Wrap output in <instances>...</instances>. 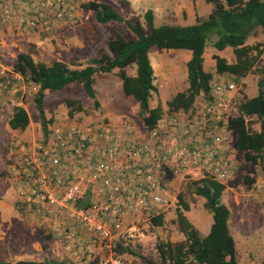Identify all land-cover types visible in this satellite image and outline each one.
Masks as SVG:
<instances>
[{
	"label": "built area",
	"instance_id": "obj_1",
	"mask_svg": "<svg viewBox=\"0 0 264 264\" xmlns=\"http://www.w3.org/2000/svg\"><path fill=\"white\" fill-rule=\"evenodd\" d=\"M78 1L0 0V27L57 29L75 17ZM237 90L213 78L210 101L161 116L150 130L126 118L47 125L32 143L12 138L5 172L19 207L54 238L61 262L124 264L121 246L139 243L161 213L167 174L196 170L221 183L234 175L226 111ZM257 187L264 192V178Z\"/></svg>",
	"mask_w": 264,
	"mask_h": 264
},
{
	"label": "rangeland",
	"instance_id": "obj_2",
	"mask_svg": "<svg viewBox=\"0 0 264 264\" xmlns=\"http://www.w3.org/2000/svg\"><path fill=\"white\" fill-rule=\"evenodd\" d=\"M87 1H101L106 4L109 2V0H79L75 17L59 21L56 23L57 29L50 27L43 31L33 30L23 33L16 32L9 25L10 33H20L18 37L21 45L8 50L6 45L1 47L0 44V261L33 260L55 264L62 260V254L54 238L36 229L31 217L19 207L14 186L15 181L10 179L5 172L6 147L12 138L32 143L42 136V125L32 100V93L36 87L33 85L28 87L22 77L14 71V64L17 54L21 53L19 48L25 46L26 53H30L35 61L51 63L53 60H62L72 68H81L92 57L99 56L100 47L106 44L109 34L118 32L125 39L134 36L124 21H110L106 24L97 22L92 10L81 7V4ZM112 1L111 3L114 4L115 9L124 20L138 18L146 26L143 16L130 15L125 0ZM176 1L178 2V0ZM191 1L195 5V0H188V2ZM199 1L201 2L198 7L199 11L201 8L207 10L208 13L212 11L211 3ZM182 14H175L173 10L170 15L168 10L166 16L160 17L161 19L155 17L153 22L155 26L162 24L190 25L199 20L196 16L187 15L186 11H182ZM5 30L7 31V27L2 29L0 27V42L6 38L5 35H1ZM27 34H36V39L27 37ZM215 39L216 36L211 35L205 47L204 70H212L213 66L208 60L210 52L227 58L228 62L234 61L232 47L227 46L224 50L218 51L212 46ZM257 42L261 44L263 52L256 67L249 74L240 79H235L227 74L214 75V78L220 77L225 81H232L238 87L237 92L232 96L229 109L226 111L229 118L238 116L237 106L240 102L257 94L261 80L264 92V69L260 70L262 67L264 68V29H260L256 35L247 39L249 44ZM173 51L180 52L181 50ZM153 53L156 56L162 55L168 60L164 62V59H160L164 62H161L160 67L153 62L155 70L161 72L157 71V75H155L157 91L153 92L149 99V106L160 105L163 109L162 116H164L168 114L166 101L176 92L185 91L187 88L186 63H183L181 55H177L175 52L171 56L169 53L155 48L151 55ZM169 66L172 68V72L168 75L166 71ZM134 70V65L126 68L127 74H133ZM93 85L100 102L98 109L94 108L92 99L85 93L80 83L70 84L59 91L46 90L44 95L45 116L52 120L48 126L51 127L57 122L60 124L63 121L68 123L100 120L119 122L126 118L137 123L141 122L140 105L132 96L123 94L122 80L117 75V69L111 73L94 74ZM69 100L75 101L72 107L67 105ZM202 103L203 98L198 95L194 105L201 106ZM14 105L24 107L28 113L29 122L23 131L12 130L7 123V117L11 114ZM78 106L81 108L80 111L75 109ZM69 110L73 111L71 115L68 113ZM247 120L253 122L254 130L260 129V122L264 123V117L258 119L253 116ZM229 135L235 152L236 170L229 180L224 181L227 188L222 193V202L230 210L228 226L235 241V254L238 264H264V192L262 193L255 184L256 180L259 184L260 177L264 178V164L245 163L237 148L235 130L229 131ZM188 172L186 174L187 172L182 173L174 170L165 176L167 187H165L164 196L166 201L160 211L164 214V223L159 227H152L148 221L145 237L139 243L131 246L133 252H124V264H143L142 258L159 261L156 242L179 241V231L177 224L175 225L178 208L186 217L194 216L205 219L204 216L211 214L210 210L204 206V198L194 194L190 186L192 180L200 179L198 172L196 170ZM247 178L249 180L253 178L254 181H248ZM183 204L187 205V209L182 207ZM192 264L197 263L193 262Z\"/></svg>",
	"mask_w": 264,
	"mask_h": 264
},
{
	"label": "trees",
	"instance_id": "obj_3",
	"mask_svg": "<svg viewBox=\"0 0 264 264\" xmlns=\"http://www.w3.org/2000/svg\"><path fill=\"white\" fill-rule=\"evenodd\" d=\"M213 5L212 11L203 19L190 25L162 24L155 26L152 10L144 14V26L138 18L124 20L120 13L111 5L101 1H87L81 7L92 10L97 22L106 24L110 21L125 22L134 33L125 39L118 32L109 34L107 50L100 48L99 56L92 57L81 68H72L62 60L51 63L35 61L30 53L21 52L16 56L14 71L31 87H36L32 100L38 112L42 131L48 133L47 125L52 122L45 116L44 95L46 90H62L73 83H80L85 93L92 99L95 109L100 107L94 88V74L111 73L117 69L122 80V92L132 96L140 105L141 124L146 130L153 128L163 114L160 105L149 106L152 93L157 91L153 83V68L149 59V49L159 50L188 49L191 57L186 62L188 86L185 91L176 92L166 101L167 112L188 111L194 106L195 99L201 95L206 101L211 100L210 82L214 75H230L240 79L249 74L257 65L263 50L259 42L247 43L260 29H264V0H204ZM211 35L216 39L212 42L217 50L230 46L233 49L234 61L228 62L225 57L213 54L215 71H205L203 52ZM134 65L135 75H129L126 68ZM262 67L260 70H263ZM75 101H67L72 107ZM81 110L80 106L75 108ZM74 109V110H75ZM238 116L228 118L227 130H235L236 144L245 163L264 164V123L260 129L252 128L253 116L264 117V92L262 80L255 96L240 102L237 106ZM69 115L73 113L69 110ZM29 122L24 107L14 105L8 120L12 130L23 131ZM248 179V178H247ZM248 181L253 182L252 179ZM190 186L194 194L204 198V206L212 213L213 222L209 232L202 236L197 228L188 220L180 208L176 212V224L184 236L180 241H157L156 247L159 261L142 258L143 264H238L235 254V241L229 231V208L222 202L221 196L225 184L208 177L192 180ZM257 187V184H256ZM263 193V191H261ZM187 209V205L183 204ZM164 223V214H153L150 218L152 227ZM50 236V234H49ZM133 252L131 247H122L119 253ZM0 264H49L33 260L0 261ZM55 264H65L56 262Z\"/></svg>",
	"mask_w": 264,
	"mask_h": 264
},
{
	"label": "crops",
	"instance_id": "obj_4",
	"mask_svg": "<svg viewBox=\"0 0 264 264\" xmlns=\"http://www.w3.org/2000/svg\"><path fill=\"white\" fill-rule=\"evenodd\" d=\"M204 1V0H203ZM111 2H113L112 0H109V2H107V4L111 5V6H114V4H112ZM205 2V1H204ZM125 3L127 4V10L128 12L130 13V15H134V16H143V14L147 11V10H152L153 12V21H154V18H158V19H161L160 17H164L166 16V13L167 11L169 10L170 11V15L173 13V10L175 11V14L177 13L178 15L182 14V11H186V14L187 15H193V16H196L197 18H199L200 20L205 18L209 13L207 10H204L203 8L198 9L199 5H200V1L199 0H195V5L193 4V2H188L187 1H183V0H178V2L175 0L174 2L172 0H125ZM206 3V2H205ZM115 8V6H114ZM200 12V13H199ZM203 12V13H202ZM202 13L201 16H199L200 14ZM183 15V14H182ZM186 15V16H187ZM20 34V33H19ZM19 34H16V33H10V30L7 28V31L5 30L1 35H5V39H3L0 44H1V47H3L4 45H6V47L8 48V50H12V47L16 48V47H20L21 45V42H20V39H19ZM28 36L27 37H30V38H35L36 39V34H27ZM24 36V35H23ZM17 37V38H16ZM25 37V36H24ZM106 46V47H105ZM102 48H105L107 50V42L105 45L101 46ZM100 47V48H101ZM156 47H151L149 49V59H150V62H151V65H152V68H153V76H154V80H153V83L155 84V75H157V71L159 73L160 70H155L154 68V63H156V66L158 65L160 67L161 65V62L160 59H164V62H166V58H164L162 55H158L156 56L154 53L153 55L152 52H153V49H155ZM21 49V52H27L26 51V47L25 46H22V48H19ZM173 50H181L180 52H176V51H173ZM184 50V51H182ZM224 50V49H223ZM164 51V53H169L170 55L171 54H174L177 53V55H181L180 57L182 58V62L183 63H186L190 57H191V51L188 50V49H168V50H162ZM218 51H222V50H218ZM157 52V51H156ZM205 49H204V52H203V58H204V61H203V65L204 63L206 62V58H205ZM213 54H217L215 52H210L209 53V63L213 66L212 67V70H205V71H211V72H214L215 71V68H214V65H215V61L213 60V58H211V56ZM218 55V54H217ZM172 56V55H171ZM15 57V55H14ZM227 59V58H226ZM228 60V59H227ZM160 61V62H159ZM168 61V60H167ZM162 62V63H164ZM169 64V63H168ZM135 71V70H134ZM187 71V70H186ZM161 72V71H160ZM167 74H171L172 72V68L169 66L168 70L166 71ZM129 75H135V72L133 74H129ZM185 77H187V72L185 74ZM188 86V85H187ZM186 90V89H185ZM183 91V90H182ZM45 112V110H44ZM12 113V112H11ZM11 115V114H10ZM10 115H8L7 117V121L9 120L10 118ZM59 120V119H58ZM54 121V120H53ZM64 122V123H63ZM62 123L60 124H67L68 122L67 121H63ZM8 123V122H7ZM56 123V122H55ZM57 124H59L57 122ZM263 179V177H260V180L261 181ZM257 184V180H256V183ZM227 188V186L225 185V189ZM224 189V190H225ZM221 199H222V196H221ZM212 213L208 216H204V218H201V217H194V216H187L188 220L197 228V230L199 231V233L202 235V236H205L208 232H209V229H210V226L213 222V219H212ZM212 219V220H211ZM175 225H176V222H175ZM159 227V226H158ZM179 231V230H178ZM230 231V230H229ZM179 233V236H178V240H183L184 239V236L181 232H178ZM231 233V232H230Z\"/></svg>",
	"mask_w": 264,
	"mask_h": 264
}]
</instances>
